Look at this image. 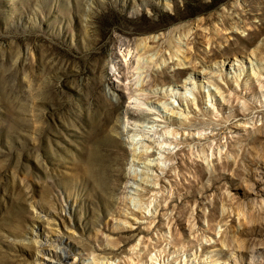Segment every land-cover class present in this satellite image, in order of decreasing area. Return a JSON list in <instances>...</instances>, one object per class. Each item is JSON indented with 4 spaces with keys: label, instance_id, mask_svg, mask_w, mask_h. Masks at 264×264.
I'll list each match as a JSON object with an SVG mask.
<instances>
[{
    "label": "rangeland",
    "instance_id": "rangeland-1",
    "mask_svg": "<svg viewBox=\"0 0 264 264\" xmlns=\"http://www.w3.org/2000/svg\"><path fill=\"white\" fill-rule=\"evenodd\" d=\"M49 208L68 263L264 264V0H0V264Z\"/></svg>",
    "mask_w": 264,
    "mask_h": 264
},
{
    "label": "bare ground",
    "instance_id": "bare-ground-1",
    "mask_svg": "<svg viewBox=\"0 0 264 264\" xmlns=\"http://www.w3.org/2000/svg\"><path fill=\"white\" fill-rule=\"evenodd\" d=\"M149 51H150V49L146 50V53ZM146 69H147L146 71H144L140 74L141 79H139V83H141V87L134 90L137 93L138 92H144L148 88L149 79H151L153 69H151V67H146ZM174 74H175V76H184V75H186V72L178 69L177 71H175ZM141 75H144V76H141ZM156 77L157 78L160 77V74L156 75ZM161 77L169 78V74L166 73V71H163L161 74ZM157 78H155V80H157ZM188 79H190V78H188ZM131 81H130V86H132V88H133V85H132L133 82H131ZM187 89H189V88H187ZM174 90H175V88H174ZM131 98L134 99L136 102L139 101L138 96L133 95ZM128 114L130 115V117L132 119H135V121L138 122L137 127H141V125L143 127L144 123H147V122L150 123L148 121L150 113H142V114L134 115V114H131V111H130V112H128ZM171 123H172V121H171ZM150 128H154V127L152 126ZM121 129H123V128H122V124L120 123L119 120L112 123V125L110 126V130L113 133H115L116 135L120 134ZM133 136L128 141V143L132 146H139V145H142L143 143L145 144V142L154 143V141H151V137H149L148 139H145V138L141 139L140 137H133ZM164 141H169V137L163 136V140L157 141V142H160V144H162ZM118 148L121 151H123V146L121 145V143L118 144ZM135 149H137V148H134V150ZM139 149H141V147ZM137 159H138L137 161L136 160L132 161V163L130 164L131 167L133 165L135 166L136 164L138 166H139V164H141V165L146 166V169L151 168L150 167L151 165L149 166L148 164L141 163L140 157ZM123 164H124V162L120 161V160H114L113 161V165L115 166V167L114 166L113 167L119 171V173L115 177L118 179L119 185H121V187H119V189H116L112 193V196L114 198V202L116 203V206H117V211L115 214H117L119 217L124 216V214H123L124 212H122L121 206H123L125 204V200H128V199H125V195L128 193L127 190L128 189L138 190V189L133 188L132 183H133V185H136L137 188L138 187L141 188L143 186L142 182L137 181V178H136L137 175L136 176L132 175V173L125 172L123 170ZM85 171H86V169H85ZM37 206L34 205V208H36ZM35 215H36L35 216L36 223H44V225L46 224V225H48L47 227H49V230H48L49 234H46L42 231L39 224H36V227L38 229L37 230L32 229V231L30 233V237L25 238V241L28 240L31 242V244L33 245V248L36 252V264H67L68 261L71 259V256L73 254L74 249H73V246L71 245L70 241L65 240L63 237H61V234L59 233L60 232V225H59V217H58L57 212H55L49 208L48 210L42 209L41 211H39ZM135 215L138 216V214H135ZM116 229L118 230L119 227L118 228L116 227ZM70 230H71V228H70ZM68 264H77V263L72 262V263H68Z\"/></svg>",
    "mask_w": 264,
    "mask_h": 264
}]
</instances>
